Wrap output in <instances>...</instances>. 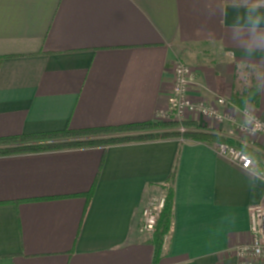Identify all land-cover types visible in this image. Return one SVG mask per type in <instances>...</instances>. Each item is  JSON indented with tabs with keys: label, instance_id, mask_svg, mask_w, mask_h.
<instances>
[{
	"label": "crops",
	"instance_id": "1",
	"mask_svg": "<svg viewBox=\"0 0 264 264\" xmlns=\"http://www.w3.org/2000/svg\"><path fill=\"white\" fill-rule=\"evenodd\" d=\"M178 61L194 71L193 99L264 121V0H0V140L154 124ZM253 85L256 104L241 98ZM187 126L264 151L231 125ZM217 147L175 137L0 155V264H153L142 209L175 167L158 264H235L264 183Z\"/></svg>",
	"mask_w": 264,
	"mask_h": 264
},
{
	"label": "built area",
	"instance_id": "2",
	"mask_svg": "<svg viewBox=\"0 0 264 264\" xmlns=\"http://www.w3.org/2000/svg\"><path fill=\"white\" fill-rule=\"evenodd\" d=\"M194 71L188 64L178 61L173 75V87L169 95L168 106L159 110L154 124H174L176 132L185 134L193 132L187 126L192 117L203 118L216 122L219 126L231 125L237 137L234 140L242 143L243 138L261 137L264 139V121L246 112L247 119L238 121L232 114L225 111L228 102L217 98L211 103L191 97V85ZM220 155L227 157L241 169L249 172L254 178L264 183V151L254 150V155L243 152L230 144L218 145ZM165 207V197H153L142 209L140 232L152 236L160 215ZM249 243L238 246L233 255L235 264H264V201L248 207Z\"/></svg>",
	"mask_w": 264,
	"mask_h": 264
},
{
	"label": "trees",
	"instance_id": "3",
	"mask_svg": "<svg viewBox=\"0 0 264 264\" xmlns=\"http://www.w3.org/2000/svg\"><path fill=\"white\" fill-rule=\"evenodd\" d=\"M259 97V86L253 85L248 88L243 96L245 102L256 104ZM234 99H237L235 96ZM168 127H175L174 124H170ZM162 126V128H164ZM161 128L155 124H133L128 126L113 127V128H98L81 131H66L58 134H48L44 136L35 137H18V138H7L0 140V155L16 154V153H28V152H39L49 150H63V149H79L87 147H108L119 144H126L132 142H143L148 140H155L157 138H175L182 137L185 140L204 142L208 144H231L223 137L218 135L205 133V132H188L180 134L178 132H169L161 136L159 135H132L143 131L155 130ZM53 142L48 145H32V143H46ZM232 145V144H231ZM243 152L255 155L254 152L244 146H238ZM176 169L174 168L173 173L169 177L164 186L166 190L165 195V207L162 211L158 220L157 226L153 235V245L155 247L154 261L153 264H158L160 256L162 254V248L165 238L171 231L172 218H173V201L174 191L173 185L175 182Z\"/></svg>",
	"mask_w": 264,
	"mask_h": 264
},
{
	"label": "clouds",
	"instance_id": "4",
	"mask_svg": "<svg viewBox=\"0 0 264 264\" xmlns=\"http://www.w3.org/2000/svg\"><path fill=\"white\" fill-rule=\"evenodd\" d=\"M260 23H261L260 17L254 18V26L258 27ZM260 46H261L260 44L253 45L249 50L255 51Z\"/></svg>",
	"mask_w": 264,
	"mask_h": 264
},
{
	"label": "rangeland",
	"instance_id": "5",
	"mask_svg": "<svg viewBox=\"0 0 264 264\" xmlns=\"http://www.w3.org/2000/svg\"><path fill=\"white\" fill-rule=\"evenodd\" d=\"M157 126H160L161 127V128H158V129H163L162 126L164 127V126H171V125L170 124H161V125H157ZM164 128L166 129V127H164ZM167 129H170L172 132H176V126L175 127H168ZM149 131H154V130H149Z\"/></svg>",
	"mask_w": 264,
	"mask_h": 264
}]
</instances>
